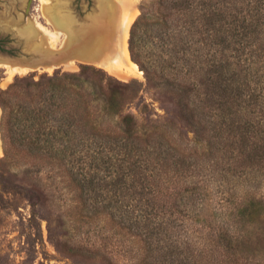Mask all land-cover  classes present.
Here are the masks:
<instances>
[{"label": "trees", "instance_id": "16d2710c", "mask_svg": "<svg viewBox=\"0 0 264 264\" xmlns=\"http://www.w3.org/2000/svg\"><path fill=\"white\" fill-rule=\"evenodd\" d=\"M243 2H155L167 28V76L195 125L190 145L177 144L168 126H141L123 112L132 83L80 64L75 72L17 77L0 89L5 159L56 171L76 194L72 209L80 214L85 195L94 193L91 214L104 213L119 233L136 237L140 263L156 264L164 246L155 247L153 237L166 236L167 264H233V252L214 242L220 234L206 225L204 236L189 231L176 206L182 191L208 189L218 161L243 167L264 161V3L237 6ZM148 18L147 11L139 14L128 42L145 74L137 28Z\"/></svg>", "mask_w": 264, "mask_h": 264}, {"label": "rangeland", "instance_id": "374dc122", "mask_svg": "<svg viewBox=\"0 0 264 264\" xmlns=\"http://www.w3.org/2000/svg\"><path fill=\"white\" fill-rule=\"evenodd\" d=\"M156 1L131 0L129 11L134 17L128 35L125 36L128 49L131 26L142 11H147L149 18L137 28L136 50L148 74L131 59L130 53L129 58L139 70L135 73L90 66L118 80L132 83L123 112L131 113L139 125L168 126L177 144L190 145L195 137V125L186 109L181 89L172 77L167 76V28L161 24ZM243 1L246 2L239 0ZM25 2L0 0V53H10V50L7 51L8 44L16 42L8 29V22L23 16ZM110 2L31 0L25 21L30 25L37 23L38 28L57 34L60 28L49 17L51 8L62 10L67 4L84 15L98 5L102 13ZM244 2L237 6H243L241 4ZM262 7L264 14V5ZM61 38L58 35L55 39L49 38V42L57 46ZM103 41L99 40V44H104ZM79 68V62H72L51 70L28 69L8 77L5 69L0 66V89H5L17 77L33 76L37 79L42 74L75 72ZM218 162L214 165L212 178L207 181L208 189L203 192L182 191L183 197L177 200L176 210L180 211V215L185 214V228L189 231L192 229L204 236L201 230L202 225H206L220 234L214 242L220 251L233 252V256L230 255L233 264H264V161L251 167L236 166L239 164L237 161L232 165L223 160ZM104 173L99 172V175ZM63 186L56 171L51 168L31 166L24 158L11 161L5 159L0 137V264L148 263V260L147 263L139 261L136 237L129 233H119L121 229L107 221L104 213L91 214L94 193L90 191L85 195L87 206L83 214L89 210V217L86 218L72 209L76 194ZM226 224L230 226L228 230L221 227ZM158 237L160 241L156 240ZM153 239L155 247H164L155 251L152 261L167 264L164 252L167 248L166 236H154ZM220 251L217 253L221 256L219 259L222 258Z\"/></svg>", "mask_w": 264, "mask_h": 264}, {"label": "water", "instance_id": "95a60500", "mask_svg": "<svg viewBox=\"0 0 264 264\" xmlns=\"http://www.w3.org/2000/svg\"><path fill=\"white\" fill-rule=\"evenodd\" d=\"M30 4L31 0H26L23 16L9 20L8 29L16 42L8 44L7 51L10 50V53H0V60L30 70L57 68L72 62L101 67L98 63L101 58L99 40L103 41L106 35L101 32L99 5L84 15L67 4L62 9L63 13L55 7L51 8L49 17L60 31L49 37L38 28L37 23L30 25L25 21ZM58 35L62 36L60 43L53 46L49 38L55 39Z\"/></svg>", "mask_w": 264, "mask_h": 264}, {"label": "bare ground", "instance_id": "6f19581e", "mask_svg": "<svg viewBox=\"0 0 264 264\" xmlns=\"http://www.w3.org/2000/svg\"><path fill=\"white\" fill-rule=\"evenodd\" d=\"M110 1L101 13V31L106 35V41L104 44H99L101 58L98 63L100 66L111 71L116 70L118 72V69H123L125 71L124 73H135L138 70L137 65L129 58V52L125 45V36L128 33L134 17V14L129 11L131 0ZM41 30L49 37L55 34L54 32L44 31L42 28ZM111 48H114L115 51ZM0 66L5 69L8 77L15 73H22L28 70L3 61H0ZM48 69L51 70L52 68Z\"/></svg>", "mask_w": 264, "mask_h": 264}, {"label": "flooded vegetation", "instance_id": "af4514ba", "mask_svg": "<svg viewBox=\"0 0 264 264\" xmlns=\"http://www.w3.org/2000/svg\"><path fill=\"white\" fill-rule=\"evenodd\" d=\"M24 11V10H23Z\"/></svg>", "mask_w": 264, "mask_h": 264}]
</instances>
